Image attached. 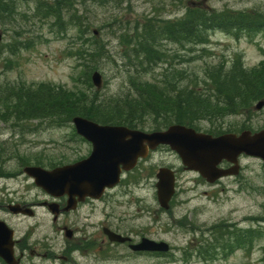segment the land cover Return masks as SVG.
<instances>
[{
  "label": "rangeland",
  "instance_id": "rangeland-1",
  "mask_svg": "<svg viewBox=\"0 0 264 264\" xmlns=\"http://www.w3.org/2000/svg\"><path fill=\"white\" fill-rule=\"evenodd\" d=\"M44 1L52 4L56 0ZM68 1L76 3L77 16L81 21L79 28L71 27L67 32L59 33L55 31L53 18L43 20L39 17L36 12L38 0H15L16 13L13 20L8 19L0 24L1 99L13 102L3 92L4 89L11 93L13 88H33L39 84L63 87L74 99L84 103L88 99L109 100L114 98L111 95L128 93L131 89V73L139 70L140 66L130 64L135 60H129L123 51L132 45L136 22L153 14L158 16V21H178L184 17L185 8L189 6L208 12H243V8H257L254 15L264 19V0H203L202 3L200 0L196 3L191 0H121L119 4L107 1L105 5L93 2L85 5L80 0ZM24 42L29 43L24 46ZM98 44L109 51L107 57L99 58L95 65L93 60L85 62L80 58V50H95ZM179 44L170 43L163 37L157 39V46L166 52L171 50V53L168 51L170 57L177 61L172 66L176 69L186 66L188 73L200 72L206 64L205 60L216 64L230 60L235 54L242 55L246 69H264V33L255 32L252 36L236 39L216 31L212 33L210 44L205 46L208 53L200 49L186 51ZM175 50L180 56L187 53L185 58L192 61L183 65V57L177 58L176 54H172ZM197 55H201L200 59ZM93 70H99L102 74L103 84L99 89L91 79L92 85L88 82ZM144 78L152 83H159L158 78ZM257 103L258 101L254 102L250 109H244L240 113L226 112L223 116H208L199 120L197 126L200 131L215 136L225 131L262 130L264 105L257 108ZM13 111V106L0 103V175L3 177L2 183L17 190L21 197L34 196L38 192L22 171L24 163L63 165L90 153L91 144L83 142L82 137L76 134L74 126L68 121L70 116L57 117L54 114L53 120L38 124L39 120L18 117ZM56 120L61 123H56ZM160 123V117L148 116L140 127L151 130L159 128ZM168 155L170 154L163 157L164 161L180 163L175 157ZM240 164L241 171L238 175L225 177L214 185L208 182L204 184L202 176L181 169L176 196L167 210H161L156 197L157 178L154 174L158 165L147 164L149 167L124 177L114 201L104 208V213L112 208L119 218L144 227L141 232L150 229L163 237L162 241L169 245V250L161 251L162 256L120 257L118 264H264V163L259 158L243 155L240 157ZM128 180L132 182L129 183L130 190L127 195H123L128 191ZM6 186L0 185V188L5 189ZM131 198L134 201L127 203ZM37 212L35 222L39 223L45 216L40 208ZM240 221H243V228H253L262 233L254 239L251 246L243 247L240 228L236 231L233 223ZM29 223L23 221L19 223V227L23 229ZM47 225L50 229V225ZM202 229H217L220 232L214 236L211 234V238L207 234L203 236L204 244L201 246H207L210 251L202 256L181 255L177 248L196 237L202 238ZM58 239L62 241L63 237L59 236ZM240 248H243V254L241 250L235 252ZM214 250L218 253L217 258ZM56 264L60 262L57 261Z\"/></svg>",
  "mask_w": 264,
  "mask_h": 264
},
{
  "label": "trees",
  "instance_id": "trees-1",
  "mask_svg": "<svg viewBox=\"0 0 264 264\" xmlns=\"http://www.w3.org/2000/svg\"><path fill=\"white\" fill-rule=\"evenodd\" d=\"M80 1L85 5L91 2L100 5H105L107 1L109 3L114 1L115 4L121 2V0ZM37 3L36 12L39 17L43 20L53 18L56 32H67L71 27L79 28L81 18L77 16L76 3L68 0H56L52 4L38 0ZM15 10V0H0V24L8 19L13 20ZM157 21L148 19L142 24L131 40L132 45L124 51L125 57L135 60L130 64L140 66L139 70L131 73L129 79L131 89L128 93L111 95L114 98L109 100L88 99L85 104L79 99H74L63 87L39 84L33 88L20 87L17 90L13 88L11 93L4 89L3 92L13 102L0 97V103L17 108L13 114L18 117L40 116L43 112L37 109L47 107L55 109L57 117L64 115L71 118L74 115H82L99 123H119L138 127L146 117L153 116L161 118L159 128L166 124L179 123L198 130L197 122L201 119L208 116H223L226 112L240 113L244 109H250L254 102L263 99L264 69L261 70L259 67L246 69L241 54H235L230 60L219 61L216 64L207 63L205 60L206 64L202 66L200 72L188 73L186 66L182 69L172 66L177 61L170 57L168 51L171 53V50L166 52L157 46V39L163 37L173 43L179 42L186 51L200 49L208 53L205 46L210 43L214 31L240 38L245 33L259 30V26L264 29V19H244L241 12L226 10L207 12L189 6L184 17L178 21L160 20L158 24ZM28 43L24 42V46ZM107 53L109 51L104 50L102 44H98L95 50H80L79 56L85 62L93 60L95 65L99 58L107 57ZM172 54H176L177 58L183 57L181 60L183 65L192 61L185 58L187 53L180 56L175 50ZM197 57L200 59L201 55ZM156 67L162 69L158 77H154L159 79L158 84L140 79L141 73L152 71ZM90 79L91 77L88 82L92 85ZM56 123L61 122L56 120ZM261 235L262 233L256 229L243 228V247L251 246L254 239Z\"/></svg>",
  "mask_w": 264,
  "mask_h": 264
},
{
  "label": "flooded vegetation",
  "instance_id": "flooded-vegetation-1",
  "mask_svg": "<svg viewBox=\"0 0 264 264\" xmlns=\"http://www.w3.org/2000/svg\"><path fill=\"white\" fill-rule=\"evenodd\" d=\"M197 1L191 0L192 3ZM200 1L201 3L203 2V0ZM249 1L259 2L262 0ZM255 11H258L257 8L255 10L253 8H243V15L255 16L253 13ZM16 110L18 109L14 108V111ZM37 110L47 112V114H42V116L30 117L39 120L38 124H45L46 120H53V108ZM11 126L15 128L14 124ZM81 139L83 142L88 143L83 138ZM167 154H170L168 157H175L180 163L164 161L163 157H166ZM37 163L25 164L24 167L37 165L46 169H53L58 166ZM147 164H150V166L158 165L155 169V174L157 169L162 166L173 169L177 180L176 185L181 169L184 172L196 174V172L186 169L181 163L179 156L168 145H159L155 149L149 150L145 158L139 159L136 169L124 173L116 186L106 188L99 197L85 196L83 199H79L78 196L73 198L70 195L71 193L56 197L37 187L32 178L27 175V179H30L31 184L38 189V192L34 196L23 198L18 194L17 190L6 186L5 182L2 183L3 177L0 175V185L6 186L5 189L0 188V221H4L13 231V254L16 263L56 264L59 261L60 264H118L120 257L128 259L130 257L142 258L150 255L162 256L161 252L135 250L132 247L145 237L160 241L164 240L162 236L152 232L150 229L141 232L144 227H138L135 223L119 218L112 208L104 213V208L110 206V202L114 201L116 191L122 184L124 177L130 176L134 171L149 167ZM228 165L226 162L222 163L223 167ZM201 180L206 184L204 179ZM130 181L128 180V191L124 192L123 195L128 194L129 185L132 183ZM220 181L222 179L216 183ZM176 193L174 196H176ZM174 196L170 201V205L174 201ZM72 199L73 202L68 205V201ZM132 201H134V198H131L127 203L131 204ZM13 206L20 207L22 211L18 213L12 212L10 208L12 209ZM51 206H54L58 212L53 213ZM39 208L45 218L41 222L36 223L35 219L38 216L37 210ZM25 209H30V211H23ZM23 221L30 223L21 229L19 223ZM47 223L50 225V229H48ZM233 223H235L236 231L240 228V233L243 237V221ZM200 233L203 234L202 238L196 237L189 243L185 242V245L179 246L177 251L181 255L194 256H202L205 252H209L210 248L205 245L201 246V244H204L203 236L207 234L211 238V234L214 236L220 232L217 229H202ZM59 236L63 237L62 241L58 239ZM214 239L217 240V238ZM191 244L192 246H190ZM239 250L243 254V248L237 249L235 252ZM177 251L175 250L174 252ZM214 252L216 251L214 250ZM0 264L8 263L0 257Z\"/></svg>",
  "mask_w": 264,
  "mask_h": 264
},
{
  "label": "water",
  "instance_id": "water-1",
  "mask_svg": "<svg viewBox=\"0 0 264 264\" xmlns=\"http://www.w3.org/2000/svg\"><path fill=\"white\" fill-rule=\"evenodd\" d=\"M92 82L97 88L101 87L102 75L99 71L92 74ZM263 105L262 100L256 107ZM72 122L77 132L92 143V152L87 158L51 171L35 166L24 168L38 186L57 196L65 193L80 197L100 195L106 186L117 183L122 168L131 169L139 157L147 154L148 148H155L159 144H168L188 169L198 171L208 182L238 174L241 154L264 161V129L213 136L181 124H173L163 131L144 132L121 125L99 124L82 116H74ZM223 160L231 163V166L219 167ZM157 178L158 201L167 209L175 191V176L172 170L160 168ZM19 210V207L12 208L13 212ZM51 210L55 213L58 211L53 206ZM12 243L11 229L0 222V255L9 264H14ZM135 249L167 251L169 245L163 241L143 239Z\"/></svg>",
  "mask_w": 264,
  "mask_h": 264
}]
</instances>
